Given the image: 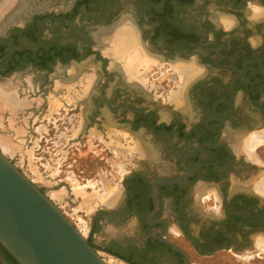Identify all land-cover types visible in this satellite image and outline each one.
<instances>
[{
  "label": "flooded vegetation",
  "instance_id": "af4514ba",
  "mask_svg": "<svg viewBox=\"0 0 264 264\" xmlns=\"http://www.w3.org/2000/svg\"><path fill=\"white\" fill-rule=\"evenodd\" d=\"M0 84L25 103L15 127L0 106L1 135L24 128L120 195L92 202L96 250L127 264L262 252L264 0H0ZM0 264H16L1 247Z\"/></svg>",
  "mask_w": 264,
  "mask_h": 264
},
{
  "label": "water",
  "instance_id": "95a60500",
  "mask_svg": "<svg viewBox=\"0 0 264 264\" xmlns=\"http://www.w3.org/2000/svg\"><path fill=\"white\" fill-rule=\"evenodd\" d=\"M0 243L20 264H107L59 205L1 149Z\"/></svg>",
  "mask_w": 264,
  "mask_h": 264
},
{
  "label": "rangeland",
  "instance_id": "374dc122",
  "mask_svg": "<svg viewBox=\"0 0 264 264\" xmlns=\"http://www.w3.org/2000/svg\"><path fill=\"white\" fill-rule=\"evenodd\" d=\"M7 133H9L8 135H11L13 140L20 145V149L14 153L7 151L2 140L3 134L1 135L0 132V145L2 146V151L18 164L30 179L42 185L46 189L48 195L59 204L68 218L85 234V236H87L90 229L91 218V213L89 211L94 207L92 202L96 204V201H98L96 200L97 196L93 199L95 195L94 192L96 191L95 189L97 188L95 186V179L97 177H90L82 173L84 177H78L77 175L80 174L82 166L76 165V162H73L71 159H69L70 164L68 163L66 167L62 165V167L58 162V150L46 149L45 141H42L41 147L37 145L33 146L31 134H25L23 137L20 135L19 138V135H14L11 131ZM38 136H40V134ZM259 148L263 150L264 154V144ZM48 182H51V187ZM87 189L89 192L92 191L88 197L81 196ZM99 253L107 264H127L125 261L116 259L105 252L99 251ZM225 254L229 256H227V260L224 264H264V247L262 252L255 257H237L231 255V252H225Z\"/></svg>",
  "mask_w": 264,
  "mask_h": 264
},
{
  "label": "bare ground",
  "instance_id": "6f19581e",
  "mask_svg": "<svg viewBox=\"0 0 264 264\" xmlns=\"http://www.w3.org/2000/svg\"><path fill=\"white\" fill-rule=\"evenodd\" d=\"M131 32H132V30H131ZM122 50L123 49H121L120 51L122 52ZM137 53H138V51H136V53L132 55V57L130 59L131 63L136 62L135 58H139L140 57V55L137 54ZM187 71H189V70H187ZM185 74H187L186 71L183 72V76L184 77L186 76ZM23 105H25V103L24 102H20L19 100H17V98H16V96L14 94V91H11L10 86H3V85L0 84V106H1V108L3 110L6 109V108H9L10 110H12L13 114L10 117L11 126H13V127L16 126V121H17L18 118H16L15 112L18 110V108L22 107ZM16 130H17L16 131L17 135H21L22 136L25 133V129L22 128V127H16ZM2 137H3L2 140H3V143H4L5 149L7 151H10L11 153H14L18 149H20V145L13 140L11 135L3 134ZM261 140L262 139L260 137V138L257 139V142H260ZM94 194L95 195H94L93 199H95V196H97L96 200H98V201H96V205H98V203L102 202V203H105L107 205H112L113 206L115 203H117V201H118V199L120 197V195H118V193H116V192H108V191L105 192V193H100L98 191H95ZM91 200H92V197H91Z\"/></svg>",
  "mask_w": 264,
  "mask_h": 264
},
{
  "label": "trees",
  "instance_id": "16d2710c",
  "mask_svg": "<svg viewBox=\"0 0 264 264\" xmlns=\"http://www.w3.org/2000/svg\"><path fill=\"white\" fill-rule=\"evenodd\" d=\"M0 247L3 249V251L6 253L8 257H10L16 264H20L13 255L0 243Z\"/></svg>",
  "mask_w": 264,
  "mask_h": 264
}]
</instances>
